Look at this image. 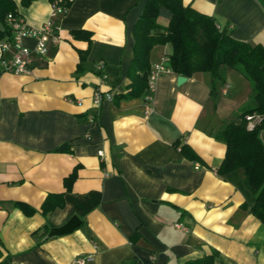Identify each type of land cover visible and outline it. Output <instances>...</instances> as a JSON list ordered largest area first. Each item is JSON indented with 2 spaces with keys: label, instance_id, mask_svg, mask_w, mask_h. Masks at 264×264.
<instances>
[{
  "label": "crops",
  "instance_id": "0c3cea01",
  "mask_svg": "<svg viewBox=\"0 0 264 264\" xmlns=\"http://www.w3.org/2000/svg\"><path fill=\"white\" fill-rule=\"evenodd\" d=\"M146 1L72 0L57 17L59 43L32 54L28 74L0 75V264H73L78 256L87 264H264V226L242 208L253 201L243 173L217 174L226 148L215 134L248 102V82L228 70L227 94L217 84L212 95L208 74L178 84L170 73L157 79L150 106L145 93L119 98L131 84L132 29ZM181 1L264 49V0ZM14 2L30 27L50 18L48 0ZM169 50L154 47L151 66ZM96 91L111 95L98 109ZM52 195L64 206L43 216ZM72 216L80 219L72 233L47 237Z\"/></svg>",
  "mask_w": 264,
  "mask_h": 264
},
{
  "label": "trees",
  "instance_id": "16d2710c",
  "mask_svg": "<svg viewBox=\"0 0 264 264\" xmlns=\"http://www.w3.org/2000/svg\"><path fill=\"white\" fill-rule=\"evenodd\" d=\"M33 1L36 0H20V5L26 7ZM48 1L52 3L56 0ZM10 14H18L14 0H0V40L8 37L7 16ZM132 36L133 56L127 73L131 84L129 91L119 98H139L146 92L151 69L149 55L157 46H169L167 57L172 73L185 78L199 73L208 74L212 95L217 84L224 85L228 70L238 72L248 82L252 106L215 134L214 138L226 148L217 174L226 177L235 171L243 173L253 201L250 205L243 204L242 208L264 226V49L233 39L226 27L217 24L213 17L198 13L181 0H147L132 29ZM75 37L90 40L88 33H75ZM83 58L80 55V59ZM250 114L261 115L262 122L247 130L244 117ZM175 146L179 145L175 143ZM185 148L186 145L180 146L179 151L183 152ZM74 180L75 172L64 180L67 191ZM14 206L27 216L35 212L22 203H15ZM63 206L62 195H52L46 198L41 211L46 216ZM134 241L132 237L131 242ZM211 262V258L207 257L186 264Z\"/></svg>",
  "mask_w": 264,
  "mask_h": 264
},
{
  "label": "built area",
  "instance_id": "2783aa9c",
  "mask_svg": "<svg viewBox=\"0 0 264 264\" xmlns=\"http://www.w3.org/2000/svg\"><path fill=\"white\" fill-rule=\"evenodd\" d=\"M72 0H56L51 3V14L48 21L41 27L33 28L28 26L20 15H8L7 24L9 26L8 37L0 40V75L8 73L11 75H25L30 72V63L32 54L38 57H44L49 44H58L60 41V28L57 23V17L65 14L68 5ZM25 40L33 42L30 48L24 44ZM171 72L167 56L153 64L147 80V88L144 95V103L150 106L153 102V93L156 87V81L159 77L169 75ZM229 86L224 85L222 95H226ZM104 100H111V95L102 94L99 91L94 92L92 105L98 109ZM150 109L146 110L149 113ZM95 118L91 115L88 117L90 125L95 123ZM246 129L252 130L262 122V116L259 114H250L244 117ZM264 140V130L262 131ZM98 156L102 155L101 151L97 152ZM180 228V226L176 225ZM89 256H78L74 259L73 264H87Z\"/></svg>",
  "mask_w": 264,
  "mask_h": 264
},
{
  "label": "water",
  "instance_id": "95a60500",
  "mask_svg": "<svg viewBox=\"0 0 264 264\" xmlns=\"http://www.w3.org/2000/svg\"><path fill=\"white\" fill-rule=\"evenodd\" d=\"M184 77L179 76L177 79V83L183 82ZM80 225V219L76 216H72L64 225L57 228H52L47 234L48 238L63 236L72 233L78 226Z\"/></svg>",
  "mask_w": 264,
  "mask_h": 264
},
{
  "label": "rangeland",
  "instance_id": "374dc122",
  "mask_svg": "<svg viewBox=\"0 0 264 264\" xmlns=\"http://www.w3.org/2000/svg\"><path fill=\"white\" fill-rule=\"evenodd\" d=\"M214 99V98H213ZM222 99V97H221V95L218 97V99H217V102L218 101H220ZM252 106V104H251V96H250V98L248 99V102L247 103H245L244 104V106L242 107V109L239 111V112H242L244 109H246V108H249V107H251ZM238 117V116H237Z\"/></svg>",
  "mask_w": 264,
  "mask_h": 264
}]
</instances>
